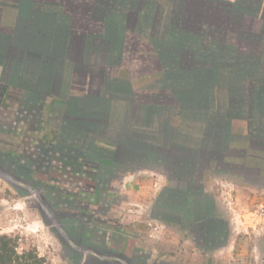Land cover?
I'll list each match as a JSON object with an SVG mask.
<instances>
[{
    "label": "crops",
    "instance_id": "1",
    "mask_svg": "<svg viewBox=\"0 0 264 264\" xmlns=\"http://www.w3.org/2000/svg\"><path fill=\"white\" fill-rule=\"evenodd\" d=\"M224 1L0 0V83L28 92L42 112L57 105L71 128L84 132L88 121L116 137L92 146L111 155L107 168L120 161L121 177H157L175 193L204 187L214 161L237 166L238 150L217 157L215 113L199 100L212 78L205 73L224 61L245 82V59L260 56L259 71L263 63L264 5L246 16L231 11L237 0ZM187 161L197 163L195 174Z\"/></svg>",
    "mask_w": 264,
    "mask_h": 264
},
{
    "label": "rangeland",
    "instance_id": "2",
    "mask_svg": "<svg viewBox=\"0 0 264 264\" xmlns=\"http://www.w3.org/2000/svg\"><path fill=\"white\" fill-rule=\"evenodd\" d=\"M216 64L200 85L202 107L226 118L231 110L248 113L254 126L246 116L223 130L216 122L215 141H230L239 150L234 164L256 165L262 177L217 160L204 187L178 183L176 193L157 177H121L120 161L107 168L111 155L92 145L116 137L104 136L102 127L87 121L80 132L57 105L42 112L28 92L0 83V236L46 264H264V204L251 203L264 200V67L243 82L232 79L227 62ZM245 142L256 146L260 161L242 157ZM186 164L195 174L197 163Z\"/></svg>",
    "mask_w": 264,
    "mask_h": 264
},
{
    "label": "trees",
    "instance_id": "3",
    "mask_svg": "<svg viewBox=\"0 0 264 264\" xmlns=\"http://www.w3.org/2000/svg\"><path fill=\"white\" fill-rule=\"evenodd\" d=\"M208 1L219 2V3L225 2L227 4V2L224 0H208ZM263 5H264V0H237L235 3H232L229 7H230L232 12H235L237 14L241 13V14H244L246 16H256L261 12ZM263 44H264V41H263ZM262 53H263V60H262L263 63H261V66H260L261 71L263 69L262 67H264V65H263L264 64V48L262 50ZM245 62H246V65H244L243 67L246 66V68H247L246 72L251 73L253 75L262 73L261 71H260V73H257V72H259V69H257V67L254 69V66H255L254 64H257L256 66L260 65V62H261L260 56L248 57L245 59ZM229 113H230L229 114L230 118L221 117L220 115L219 116L215 115V119H216L215 123L219 122V124L222 127V130L227 123H230V120L236 119L237 117L242 118V117L246 116L247 119L249 120L248 122L250 123V126L251 127L254 126L253 125L254 122H253L252 118L251 119L248 118V113L246 115H242L241 114L242 112L236 113L233 110H231V112H229ZM219 134H222V133H219ZM222 135H220V136H222ZM251 138L252 137L250 136V138H248L247 140L249 141ZM225 141H227V143H229L230 146L232 147V144L228 140H225ZM225 141L224 142L218 141L220 144L216 143V141H215L214 145H215V148L217 151L218 150L224 151L227 149V147H230ZM245 145L246 146H244V153H246V155L249 156V159L260 161L261 159L258 155L261 153L255 151L256 146L253 145L254 149L250 150L248 147V142H245ZM236 151H239V150H236ZM238 153L239 152L231 153V157L237 159V157H239V156H237ZM104 163H107V165L111 164V162H109L107 160H105ZM252 168H257V166L255 165ZM166 223L169 225L172 224L169 222H166ZM0 264H46V261L43 258H40L38 256V254L32 250L28 251V252H24V253H19L16 241H14L13 238H11L7 235H3V236H0Z\"/></svg>",
    "mask_w": 264,
    "mask_h": 264
}]
</instances>
